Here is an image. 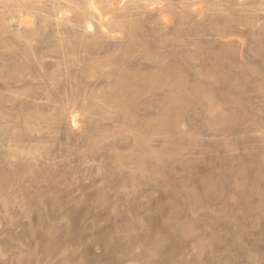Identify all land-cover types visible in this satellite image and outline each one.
<instances>
[{
  "label": "rangeland",
  "instance_id": "1",
  "mask_svg": "<svg viewBox=\"0 0 264 264\" xmlns=\"http://www.w3.org/2000/svg\"><path fill=\"white\" fill-rule=\"evenodd\" d=\"M96 1L0 0V264H264V0Z\"/></svg>",
  "mask_w": 264,
  "mask_h": 264
},
{
  "label": "bare ground",
  "instance_id": "2",
  "mask_svg": "<svg viewBox=\"0 0 264 264\" xmlns=\"http://www.w3.org/2000/svg\"><path fill=\"white\" fill-rule=\"evenodd\" d=\"M80 1H81V0H80ZM89 1H90L89 4H90V6L92 7V9H94V12H95L97 15H99V11H98V9H96V8H97V7H96L97 1H96V0H89ZM100 2H101V1H100ZM123 3H124V2H123ZM86 4H87V3H86ZM124 4H125V3H124ZM111 5H112V4H111ZM141 5H142V4H141ZM141 5H140V6H141ZM14 6H15V5H14ZM148 6H150V5H148ZM196 6H197V5H196ZM137 7H138V6H137ZM25 8H26V7H25ZM19 9H20V8H19ZM114 9H116V7H115ZM143 10H144V9H143ZM6 13H7V12H6ZM3 14H4V13H3ZM99 16H100L101 20H103V19H102V16H101V15H99ZM149 17H151V16H149ZM103 18H104V17H103ZM29 20H30V19H29ZM99 20H100V19H99ZM136 20H137V19H136ZM163 20H164V19H163ZM6 21H7V20H6ZM124 21H126V20H124ZM182 22H183V21H182ZM150 23H151V22H150ZM170 23H171V22H170L169 20H166V23H165L166 29L169 28ZM152 24H153V23H152ZM253 24H255V23H253ZM27 25H28V24H27ZM30 25H31V24H30ZM125 25H126V24H125ZM116 26L119 27V31H120V32H122V33L127 32V28L124 27L123 25H116ZM180 27H181V26H180ZM220 29H221V28H220ZM0 30H1V29H0ZM85 30H86V32H88L87 36H88L89 38H96V37H98L97 34L94 33V31H95V30H94V25H93L91 22H87V24H86V29H85ZM160 30H161V29H160ZM206 31H207V30H206ZM156 32H157V31H156ZM158 32H161V31H158ZM38 33H39V32H38ZM55 33H56V32H55ZM107 33H108V32H107ZM139 33L141 34V32H139ZM203 33H204V32H203ZM152 34H153V33H152ZM156 34H157V33H156ZM59 35H60V34H59ZM133 36H135L136 38H137V37H138V38H139V37L141 38V35H137L136 33H135V35L133 34ZM102 37H104V36H102ZM143 37H144V36H143ZM111 38H112V37H111ZM249 38H250V37H249ZM2 39H5V38H2ZM24 39H25V38H24ZM31 39H33V40H31V41H29V42H33V43H34V42L37 41V40H35V38H33V37H31ZM146 39H147V38H146ZM27 40H30V38L27 37ZM158 40H159V38H158ZM192 40H193V39H192ZM176 43H177V42H176ZM9 44H10V43H9ZM141 44H142V43H141ZM0 45H1V44H0ZM209 46H210V45H209ZM2 47H3V46H2ZM4 47H5V46H4ZM224 47H225V46H224ZM118 48H119V47H118ZM171 48H172V47H171ZM176 48H177V47H176ZM103 49H105V48L102 46L101 49H99L97 52H87V51H84L83 53H85V54L87 55V58H86V59H91L93 62H95V61H94L95 59H93V56H95V55H99V56H100L101 54H105L106 51L103 50ZM178 49H179V47H178ZM178 49H176V50H178ZM95 50H96V49H95ZM174 50H175V49H174ZM180 50L183 51V48H182V49L180 48ZM180 50H178V52H179ZM5 51H6V50H5ZM89 51H90V50H89ZM239 51H240V50H239ZM6 52H7V51H6ZM78 52H79V51H78ZM124 52H125V51H124ZM139 52H140V50H139ZM176 52H177V51H176ZM13 53H14V51H13ZM13 53H12V54H13ZM127 53H128V51H127ZM136 53H137V52H136ZM9 54H11V52H9ZM12 54H11V56H12ZM16 54H17V53H16ZM36 54H37V53H36ZM36 54H35V55H36ZM38 54H39V53H38ZM68 54H69V53H68ZM71 54H72V53H70V55H71ZM123 54H124V53H123ZM131 54L134 55L135 53H131ZM174 54H176V53H174ZM207 54H208V53H207ZM7 55H8V54H6V57H7ZM17 55L20 56L19 54H17ZM43 55H44L43 58H45V59L48 58L47 55H46V56H45V54H43ZM70 55H69V56H70ZM72 55L75 56L76 54H75V55L72 54ZM78 55H79V54H77V56H78ZM126 55H127V54H126ZM128 55H129V54H128ZM132 55H131V56H132ZM167 55H168V54H167ZM176 55H180V54H176ZM9 56H10V55H9ZM18 56H17V57H18ZM40 56H41V55H40ZM40 56H39V57H40ZM73 56H72V57H73ZM80 56H82V55H81V52H80ZM131 56H130V57H131ZM174 56H175V55H174ZM13 57H14V56H13ZM17 57H16V58H17ZM46 57H47V58H46ZM49 57H51V55H50ZM75 57H76V56H75ZM97 57H98V56H97ZM121 57H122V56H121ZM123 57L125 58V56H123ZM130 57H126V58L128 59V58H130ZM137 57H138V56H137ZM177 57L180 58L179 56H177ZM7 58H8V57H7ZM10 58H11V57H10ZM36 58L39 59L38 57H36ZM36 58H35V59H36ZM110 58H111V57H110ZM134 58L136 59V57H134ZM178 58H176V59L173 58V59L177 60ZM37 59H36V60H37ZM70 59H71V58H70ZM96 59H97V58H96ZM100 59H102V58H99V60H100ZM120 59L122 60V58H120ZM120 59H119V60H120ZM127 59H126V60H127ZM132 59H133V58H132ZM132 59H131V60H132ZM138 59H139V58H138ZM138 59H137V60H138ZM40 60L43 61L42 58H40ZM97 60H98V59H97ZM106 60H108V59H106ZM109 60H111V59H109ZM109 60H108L107 62H104V61L102 60L104 63H99V64H98V62H95V63H97L100 67L102 66L104 69H105V68H109V69L111 70L113 67H115V68H119V66H120L119 61H118V62H117V61L114 62L113 60H111V61H109ZM131 60H128V62H127V64H128L129 67H131V63L134 62V59H133L132 62H131ZM171 60H172V59H171ZM253 60H254V59H253ZM30 61H31V60H30ZM34 61H35V60H34ZM34 61H33V62H34ZM46 61H47V60H46ZM181 61H182V60H181ZM37 62H40V61L37 60ZM37 62H36V63H37ZM43 62H44V61H43ZM43 62H42V63H43ZM68 62H70V60H69ZM79 62H80V60L77 61V63H79ZM120 62H121V61H120ZM123 62H124V61H123ZM130 62H131V63H130ZM139 62H140V60H139ZM81 63L83 64V62H81ZM121 63H122V62H121ZM134 63H135V62H134ZM136 63H137V62H136ZM164 63H165V62H164ZM179 63H180V62H179ZM79 64H80V63H79ZM100 64H101V65H100ZM122 64H123V63H122ZM122 64H121V65H122ZM142 64H144V67L146 66V68H147V67H150V68L152 67V66H148V65L145 64V63H142ZM142 64H140V65H142ZM58 65H59V64H58ZM73 65H74V64H73ZM89 65H90V64H89ZM124 65H125V64H124ZM48 66H49V65H48ZM74 66H75V65H74ZM84 66H85V65H84ZM90 66H91V65H90ZM0 67H1V66H0ZM81 67H82V66H81ZM93 67H94V66H93ZM95 67H96V65H95ZM111 67H112V68H111ZM123 67H124V66H123ZM123 67H121V70H122ZM142 67H143V65H142ZM196 67H197V66H196ZM2 68H3V67H2ZM13 68H14V67H13ZM39 68H41V67H40V64H39ZM42 68H43V67H42ZM44 68H47V67H44ZM72 68H73V67H72ZM82 68H83V67H82ZM97 68H98V66H97ZM124 68H125V67H124ZM153 68H154V67H153ZM157 68H158V67H157ZM199 68H200V67H199ZM223 68H224V67H223ZM79 69L83 71V69H81V68H79ZM95 69H96V68H95ZM98 69H99V68H98ZM98 69H97V70H98ZM119 69H120V68H119ZM42 70H44V69H42ZM90 70H91V69H90ZM92 70H94V69H92ZM126 70H127V67H126ZM130 70H131V69H130ZM158 70H159V69H158ZM1 71H2V70H1ZM39 71H40V70H39ZM112 71H113V70H112ZM114 71H115V70H114ZM117 71H118V70L116 69L115 72L117 73ZM127 71H129V69H128ZM31 72H32V71H31ZM52 72H53V71H52ZM76 72H77V70H76ZM119 72H120V71H119ZM131 72H132V71H131ZM133 72H134V71H133ZM161 72H162V71H161ZM21 73H22V72H21ZM29 73H30V72H29ZM39 73H40V72H39ZM77 73H78V72H77ZM124 73H125V72H124ZM0 74H1V73H0ZM117 74H118V73H117ZM129 74H130V73H128L127 76H128ZM23 75H24V74H23ZM39 75H40V74H39ZM123 75H124V74H123ZM125 75H126V74H125ZM138 75H139V74H138ZM21 76H22V75H21ZM28 76H29V75H28ZM28 76H27V77H28ZM34 76H35V75L33 74V76H31V78L34 79ZM36 76H38V75H36ZM44 76H45V75H44ZM44 76H43V77H44ZM100 76H101L103 79H105V80L109 79V76L106 75V74L101 73ZM118 76H119V74H118ZM120 76H122V75H120ZM129 76H130V75H129ZM132 76H134V74H133ZM156 76H157V75H156ZM0 77H2V76H0ZM24 77H25V76H23L22 78L24 79ZM40 77H41V79H43L42 76H40ZM45 77H46V76H45ZM47 77H49V76H47ZM73 77H74V73H73ZM112 77H113V76H112ZM134 77H135V76H134ZM157 77H158V76H157ZM8 78H9V80H10V78L13 79L14 77L11 76V77H8ZM22 78H21V79H22ZM29 78H30V77H29ZM38 78H39V77H38ZM49 78L51 79V77H49ZM52 78H53V75H52ZM90 78H91V76H90ZM92 78H95V77L93 76ZM92 78H91V79H92ZM129 78H130V77H129ZM12 79H11V80H12ZM15 79H16V78H15ZM15 79H13V81H14ZM19 79H20V78H19ZM21 79H20V82L22 83L23 80H21ZM25 79H26V78H25ZM45 79H46V78H45ZM53 79H54V78H53ZM75 79H76V78H75ZM88 79H89V78H87V80H88ZM95 79H96V78H95ZM126 79H127V78H126ZM133 79H134V78H133ZM1 80H3V79H1ZM16 80H17V79H16ZM26 80H27V79H26ZM26 80H25V81H26ZM35 80H36V78H35ZM38 80H39V79H38ZM92 80H94V79H92ZM130 80H131V79H130ZM130 80H129V81H130ZM3 81H4V80H3ZM43 81H44V80H43ZM156 81H157V79H156ZM9 82H10V81H9ZM9 82H7V84H9ZM11 82H12V81H11ZM130 82H131V81H130ZM126 83L128 84V82H126ZM13 84H16V81L13 82ZM0 85H1V83H0ZM13 86H14V85H13ZM38 87H39V86H38ZM128 87H129V86H128ZM130 88H131V85H130ZM206 90H207V89H206ZM52 93H53V92H52ZM42 94H43V93H42ZM50 94H51V93H50ZM39 95H40V94H39ZM214 111H215V110H214ZM74 120H76V119L74 118ZM74 123H76V121H74ZM102 125H103V124H102ZM153 127H154V126H153ZM140 141H141V140H140ZM137 157H138V156H137ZM151 167H152V166H151ZM161 253H162V252H161ZM6 261H7V260H6ZM12 263H13V262H12ZM68 264H69V263H68Z\"/></svg>",
  "mask_w": 264,
  "mask_h": 264
}]
</instances>
